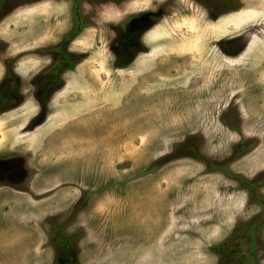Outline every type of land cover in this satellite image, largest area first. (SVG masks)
Segmentation results:
<instances>
[{"label":"rangeland","instance_id":"obj_1","mask_svg":"<svg viewBox=\"0 0 264 264\" xmlns=\"http://www.w3.org/2000/svg\"><path fill=\"white\" fill-rule=\"evenodd\" d=\"M74 4L97 17L67 51ZM64 239L76 264H264V0H0V264H69Z\"/></svg>","mask_w":264,"mask_h":264},{"label":"flooded vegetation","instance_id":"obj_2","mask_svg":"<svg viewBox=\"0 0 264 264\" xmlns=\"http://www.w3.org/2000/svg\"><path fill=\"white\" fill-rule=\"evenodd\" d=\"M75 5V4H74ZM73 11L71 13H69L70 16L73 15L72 18V23L70 22V34L68 37H63V40H61L60 42H58L57 46L58 47H63V49H67L68 51V44L70 43L69 40L70 38L73 37L74 34H76L77 32H79V29H81V26L83 24V21H80L82 18H84L85 20H87L86 22L91 24V23H95L96 17L95 15L92 16H86L83 17L81 19H79L81 17H78L77 11H76V5L72 7ZM142 22L138 23L139 21L135 20L132 22L131 24V28H130V32L126 35V43L130 46L129 49V57L130 60L132 61V63L134 62L135 58L139 55V54H143V55H148L150 52V46L147 42V40L145 39V35L153 28L155 27L160 21H162V18L167 17L169 19H171V15L172 13L168 10H164V8L162 9H158L155 11H151L148 10L146 12H142ZM169 13V14H168ZM205 19L208 20H217L216 18H214L213 15H209L206 16ZM71 20V19H70ZM69 22V21H68ZM80 26V28H79ZM118 38V34L117 31L115 30V36L114 39ZM113 39V40H114ZM67 55V54H66ZM55 60H57V56H55L51 61L53 63V66L51 68H48L47 71H44V77L46 79V83H48V86H46V88L48 89H53L55 87H51V84L55 83L56 88H62L63 86H65L64 84V80H63V76H64V72L70 67V63H67L65 66H62L61 64H56ZM179 64V61L176 60L175 58H173L171 61L166 60L163 63V67L165 70H172L174 71V66H177ZM171 65H173V68L171 67ZM50 93L48 94V96H46L47 99L41 98L39 99V103L37 104L39 107V111H38V117L35 119L34 121V125L37 124H41L45 121L46 117H47V112L44 110V106H43V110L41 105H44V102L46 104H49L48 99L50 100L51 96H53L52 94V90L49 91ZM22 100V99H21ZM43 101V102H42ZM23 104V103H22Z\"/></svg>","mask_w":264,"mask_h":264},{"label":"trees","instance_id":"obj_3","mask_svg":"<svg viewBox=\"0 0 264 264\" xmlns=\"http://www.w3.org/2000/svg\"><path fill=\"white\" fill-rule=\"evenodd\" d=\"M220 248L221 247H219L218 250L219 251H223V248L222 249H220ZM60 252H61V255H63V256H65L66 254L68 255L69 253L71 255L70 256L71 258H68V257L65 258L66 260H65L64 263H68L69 262V264H76L74 258H72V257H74V254L72 252V247L70 246V243H69L68 240H66V239L63 240V242L61 243ZM65 252H66V254H64Z\"/></svg>","mask_w":264,"mask_h":264},{"label":"bare ground","instance_id":"obj_4","mask_svg":"<svg viewBox=\"0 0 264 264\" xmlns=\"http://www.w3.org/2000/svg\"><path fill=\"white\" fill-rule=\"evenodd\" d=\"M102 12V11H101Z\"/></svg>","mask_w":264,"mask_h":264}]
</instances>
